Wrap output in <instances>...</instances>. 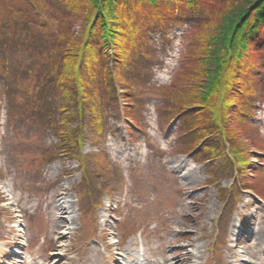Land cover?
<instances>
[{
    "label": "rangeland",
    "instance_id": "obj_1",
    "mask_svg": "<svg viewBox=\"0 0 264 264\" xmlns=\"http://www.w3.org/2000/svg\"><path fill=\"white\" fill-rule=\"evenodd\" d=\"M189 13L123 73L124 95L113 81L103 97L99 75L98 118L43 91L34 20L21 33L1 20L0 264H264V53L248 112H231L235 135L186 144L170 92L196 41ZM234 139L248 148L242 171ZM55 201L72 206L59 234Z\"/></svg>",
    "mask_w": 264,
    "mask_h": 264
},
{
    "label": "trees",
    "instance_id": "obj_2",
    "mask_svg": "<svg viewBox=\"0 0 264 264\" xmlns=\"http://www.w3.org/2000/svg\"><path fill=\"white\" fill-rule=\"evenodd\" d=\"M187 12L198 20L196 41L177 75L176 84L183 86L170 92L177 102L174 116L182 120L186 144L203 143L217 128L232 138L235 132L227 127L231 112H248L250 104L244 99L263 65L264 0H0V23L6 20L12 33L25 32L22 23L27 19L35 22L30 23L32 31L41 30L38 38L44 48L39 57L49 78L43 91L61 98L64 111L77 107L81 114L92 105L96 118L100 111L92 101L99 92V75L103 97L114 96L113 81L121 88L117 95H124L128 88L123 73L133 65L146 66L148 49L157 38L167 42ZM0 74L4 80L5 72ZM63 137V143L73 145ZM231 142L237 145L229 146V154L242 171L248 148L241 145L239 150V143Z\"/></svg>",
    "mask_w": 264,
    "mask_h": 264
},
{
    "label": "bare ground",
    "instance_id": "obj_3",
    "mask_svg": "<svg viewBox=\"0 0 264 264\" xmlns=\"http://www.w3.org/2000/svg\"><path fill=\"white\" fill-rule=\"evenodd\" d=\"M52 204H55L54 209L57 210L62 215V217H60L57 220L56 225H55V229L57 230V232L55 231L54 234H59L58 231H60L66 224V218L64 216H65L66 212L72 208V206H71V204L67 205V202L61 203V201H55ZM59 236H60V238H63L62 235H59ZM54 254H57V253H54ZM57 255H60V254H57ZM138 255H139V257H144L143 252L141 250H139ZM166 264H182V262L180 259H177V258H171V259L168 258L166 260Z\"/></svg>",
    "mask_w": 264,
    "mask_h": 264
}]
</instances>
